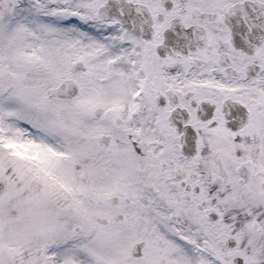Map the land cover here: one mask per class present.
Listing matches in <instances>:
<instances>
[{
  "label": "snow or ice",
  "instance_id": "6c2138e0",
  "mask_svg": "<svg viewBox=\"0 0 264 264\" xmlns=\"http://www.w3.org/2000/svg\"><path fill=\"white\" fill-rule=\"evenodd\" d=\"M0 264H264V0H0Z\"/></svg>",
  "mask_w": 264,
  "mask_h": 264
}]
</instances>
